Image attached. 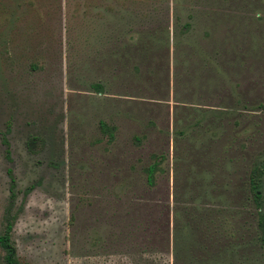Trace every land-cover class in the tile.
Returning a JSON list of instances; mask_svg holds the SVG:
<instances>
[{"label":"rangeland","instance_id":"1","mask_svg":"<svg viewBox=\"0 0 264 264\" xmlns=\"http://www.w3.org/2000/svg\"><path fill=\"white\" fill-rule=\"evenodd\" d=\"M256 166L264 0H0L20 264H264Z\"/></svg>","mask_w":264,"mask_h":264},{"label":"trees","instance_id":"2","mask_svg":"<svg viewBox=\"0 0 264 264\" xmlns=\"http://www.w3.org/2000/svg\"><path fill=\"white\" fill-rule=\"evenodd\" d=\"M189 27L191 28V26L186 25V30L189 31ZM103 128H107L106 124H101ZM5 145H7L9 147L8 141L6 139V137H4L3 139ZM32 144L33 142L29 143V147L32 148ZM7 155H8V159H10V149H8L7 151ZM156 165L154 166H150L148 168V178H149V182L152 183V175L154 173V171L156 170ZM10 179H11V186H10V200L11 203H14L17 193H16V181L14 178V173L13 170L9 169L8 170ZM263 175H264V167L261 166H256L251 174L249 175L248 178V199L250 200V202H253V204L256 205V207L258 209L262 208V185H263ZM34 188L30 187L28 189V193L30 191H32ZM250 194V196H249ZM10 211V209H8ZM259 224H260V228L262 231H264V217L262 216L261 213H259ZM13 228H14V222L12 220V218H10V216L8 218H6L5 220V231L3 234H0V247L4 250L6 256H5V262L6 264H20V260L18 258L17 255V250L16 247L14 245V243L12 242V233H13ZM263 245L264 244V234L262 236V238H258V245ZM260 245V246H261ZM201 262H204V260H201Z\"/></svg>","mask_w":264,"mask_h":264}]
</instances>
